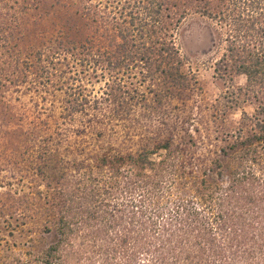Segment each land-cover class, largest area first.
<instances>
[{
    "label": "trees",
    "instance_id": "16d2710c",
    "mask_svg": "<svg viewBox=\"0 0 264 264\" xmlns=\"http://www.w3.org/2000/svg\"><path fill=\"white\" fill-rule=\"evenodd\" d=\"M27 3L0 0V90L31 81L47 91L56 72L65 73L61 60L72 57L102 71L104 94L115 80L111 90L122 91L127 78H158L162 94L182 95L197 78L175 34L196 12L221 31L218 73L244 74L245 90L264 91V0H57L51 11ZM50 14L59 19L52 30L32 29ZM4 98L0 108H9ZM251 121H240L222 149L225 184L207 170L198 178L172 139L135 153L109 147L92 161L58 156L41 141L26 159L51 196L56 239L16 264H70L77 239L86 264H264V122ZM215 163L222 178L224 165Z\"/></svg>",
    "mask_w": 264,
    "mask_h": 264
},
{
    "label": "rangeland",
    "instance_id": "374dc122",
    "mask_svg": "<svg viewBox=\"0 0 264 264\" xmlns=\"http://www.w3.org/2000/svg\"><path fill=\"white\" fill-rule=\"evenodd\" d=\"M56 1L27 0V5L51 11ZM57 16L50 14L42 20L45 27L40 24L32 29L52 30L51 22L59 20ZM220 32L213 20L196 12L182 20L176 44L187 59L185 68L195 74L197 82L173 98L162 94L158 78L142 84L140 79L127 78L122 91L111 90L117 86L115 80L108 91L112 94H104L102 71H88L84 61L76 64L72 57L61 60L58 69L65 73L58 70L47 91L31 81L0 90L10 105L0 108V264H16L18 258L34 261L56 239L57 216L51 196L44 181L32 175L26 159L38 152L46 138L45 144L58 156L88 161L109 147L135 153L172 139L184 148L186 166L198 178L207 170L217 182L228 181L229 159L222 149L240 121L264 122V91L259 87L254 92L245 90L244 74L218 73L217 60L224 46ZM68 66L74 67L68 71ZM86 97L89 101L82 107ZM244 112L249 117L244 118ZM159 152L153 158H159L163 150ZM216 157L224 165L222 178L216 173ZM82 242L77 239L74 250L67 252L70 264H86L79 260L85 251Z\"/></svg>",
    "mask_w": 264,
    "mask_h": 264
}]
</instances>
